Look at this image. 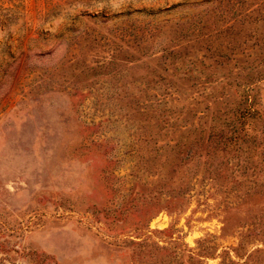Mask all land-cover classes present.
Returning a JSON list of instances; mask_svg holds the SVG:
<instances>
[{
  "label": "rangeland",
  "instance_id": "374dc122",
  "mask_svg": "<svg viewBox=\"0 0 264 264\" xmlns=\"http://www.w3.org/2000/svg\"><path fill=\"white\" fill-rule=\"evenodd\" d=\"M0 264H264V0H0Z\"/></svg>",
  "mask_w": 264,
  "mask_h": 264
}]
</instances>
